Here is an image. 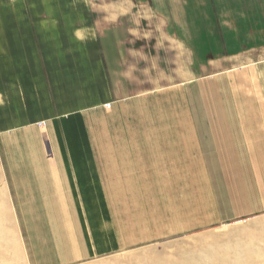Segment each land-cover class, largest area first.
Instances as JSON below:
<instances>
[{"label":"rangeland","instance_id":"1","mask_svg":"<svg viewBox=\"0 0 264 264\" xmlns=\"http://www.w3.org/2000/svg\"><path fill=\"white\" fill-rule=\"evenodd\" d=\"M205 18L190 59H40L31 106L0 93V264H264V16Z\"/></svg>","mask_w":264,"mask_h":264},{"label":"crops","instance_id":"2","mask_svg":"<svg viewBox=\"0 0 264 264\" xmlns=\"http://www.w3.org/2000/svg\"><path fill=\"white\" fill-rule=\"evenodd\" d=\"M251 14L264 16V0H0V93L6 112L18 104L31 106L26 97L40 76V59L53 85L58 71L67 70L60 73L71 78L86 63L94 84V63L103 68L106 63L116 73L127 59H190L192 46L177 33L200 31L192 26L206 24L207 16ZM10 119L15 127L26 122L9 117L7 125Z\"/></svg>","mask_w":264,"mask_h":264},{"label":"bare ground","instance_id":"3","mask_svg":"<svg viewBox=\"0 0 264 264\" xmlns=\"http://www.w3.org/2000/svg\"><path fill=\"white\" fill-rule=\"evenodd\" d=\"M96 29H97V28H96ZM251 32H252V31H251ZM78 88H79V87H78ZM55 89H56V88H55ZM56 93H57V91H56ZM55 96H56V94H55ZM85 105H86V104H85ZM184 109H185V108H184ZM175 118H176V117H175ZM131 119H132V118H131ZM225 120H226V119H225ZM222 121H223V120H222ZM199 123H200V122H199ZM133 128H134V127H133ZM138 137H139V136H138ZM138 141H139V140H138ZM136 143H137V142H136ZM39 146H40V145H39ZM100 146H101V145H100ZM182 146H183V145H182ZM45 148H46V147H45ZM36 149H37V147H36ZM100 149H101V148H100ZM183 150H184V149H183ZM32 152H34V151L32 150ZM35 152H36V151H35ZM40 152H41V150L39 149V154H40ZM43 152H44V151H43ZM45 152H46V151H45ZM28 155H29V154H28ZM45 155L47 156V154H45ZM48 155H49V154H48ZM107 155H108V154H107ZM34 156H35V155H34ZM46 156H44V154H43L44 159H45ZM159 156H160V155H159ZM37 157H38V156H37ZM46 158H47V157H46ZM48 158H50V157L48 156ZM30 159H31V157H30ZM30 159H28V160H30ZM39 159H40V158H39ZM41 159H42V157H41ZM44 159H42V160L40 161V164H43V166H44V164H45V165L48 167L49 163H48V161L46 162ZM175 159H176V158H175ZM30 161H31V160H30ZM30 161H28V162H30ZM50 162H51V160H50ZM46 163H47V164H46ZM52 163H54V162H52ZM29 164H30V163H29ZM31 165H32V164H31ZM34 165H35V164H34ZM54 165H55V164H54ZM43 166H40V167L42 168ZM55 166H56V165H55ZM37 167H38V166H37ZM44 167H45V166H44ZM49 167H50V165H49ZM106 167H107V166H106ZM20 168H21V169H24V168H22V167H20ZM30 168L32 169L33 167H32V166H29V170H31ZM195 168H196V167H195ZM17 169H19V168L17 167ZM42 169H43V168H42ZM47 169H48V168H47ZM54 169H56V168H53V170H54ZM19 171H20V169H19ZM32 171H33V172H31V173H33V176H34L35 173L37 172V168L35 167V171H34V169H33ZM39 171H40V170H39ZM20 172H21V171H20ZM53 172H54V171H53ZM53 172H52V168H51V172H50V170H47V174H50L51 177H52V175H53ZM112 172H113V171H112ZM41 173H42V170H41ZM41 173H38V174H36L35 176L41 175ZM43 174H44V172H43ZM31 175H32V174H31ZM44 175H45V174H44ZM113 175H114V174H113ZM33 176H32V177H33ZM42 176H43V175H42ZM53 176H54V175H53ZM45 177H46V175H45ZM45 177H44V178H45ZM158 177H159V176H158ZM22 179H24V178H22ZM25 179H26V177H25ZM37 179H38V178H36V180H35V184H34V178H33V184H34L33 187H34V189H31V190L29 189L30 192H33V193L31 194L32 197H33V195L35 196V194H36L37 192L40 191V187H39V186H40V181H41V180H40V179L37 180ZM26 180H28V178H27ZM26 180H25V181H26ZM46 180H47L49 183L52 182V181H54V179H51V180L46 179ZM23 181H24V180H23ZM23 181L20 182V183H23ZM167 181H168V180H167ZM28 183H29V182H28ZM29 184H30V183H29ZM46 184H47V183H46ZM29 186H30V185H28V187H29ZM48 188H49V187H48ZM24 189H26V188H24ZM27 189H28V188H27ZM29 190H28V191H29ZM45 190H46L45 192H47V188H46V187H45ZM48 190H50V189H48ZM26 191H27V190H26ZM45 192H44V193H45ZM24 193H25V192H24ZM25 194H26V193H25ZM40 194H41V193H40ZM27 195H28V194H27ZM31 195H30V196L28 195L27 197L30 198ZM37 197H38V196H37ZM33 198H34V197H33ZM31 199H32V198H31ZM106 208H107V207H106ZM63 214H64V213H63ZM31 216H33V217L35 218V215L31 214L30 217H31ZM60 216H61V215H60ZM33 217H32V220L29 219V220H31L32 222L36 220V219L34 220ZM38 217H39V216H38ZM61 218H62V217H61ZM63 219H64V218H63ZM39 220H40V219H39ZM70 222H71V221H70ZM70 222L68 223L69 225L71 224ZM48 224H49V227H48V226H47V227H48V229L50 228V231H51V234H52V231H53L52 229L55 227V224H54V223L51 224L50 222H49ZM31 228H32V226H31ZM38 228H39V227H38ZM38 228H37V229H38ZM41 229H42V228H41ZM38 230H39V229H38ZM38 230H37V231H38ZM43 231H44V230H43ZM48 231H49V230H48ZM67 231H70V228H67ZM41 232H42V231H41ZM46 233H47V231H46ZM46 233H45V235H47ZM51 234H49V235H51ZM36 235H38V236L35 237V238H36V246L39 248V250L42 251V249H43V246H42V245H43V244H42V243L40 244V243L38 242V240L41 241L42 238L40 237L39 234H36ZM51 236H52V235H51ZM46 238L48 239V237H46ZM52 240H55V239H52ZM55 241H56V240H55ZM52 245H55V246H56L57 244L53 243ZM56 249H65V247H64L62 244H60V245H57V246H56ZM43 250H44V249H43Z\"/></svg>","mask_w":264,"mask_h":264}]
</instances>
